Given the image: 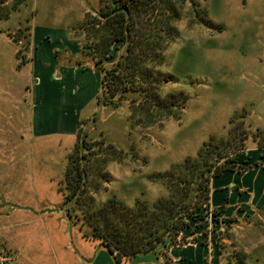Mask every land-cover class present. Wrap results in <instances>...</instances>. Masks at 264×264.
Instances as JSON below:
<instances>
[{
    "label": "rangeland",
    "instance_id": "374dc122",
    "mask_svg": "<svg viewBox=\"0 0 264 264\" xmlns=\"http://www.w3.org/2000/svg\"><path fill=\"white\" fill-rule=\"evenodd\" d=\"M8 1V5L16 2ZM200 2L213 26L207 22L189 25V19L196 17L187 6L189 12L178 22L180 35L166 47L164 63L156 68L163 78H172L164 83L162 94L181 90L187 95L180 118H163L162 126L133 122L128 102L137 97L133 94H127L116 108L97 103L101 74L93 40L83 24L87 12L94 16L100 0H18L17 8L0 18V33L14 48L12 56L0 58V78L16 80L19 96L28 102L33 99L31 84L22 87L30 72L35 74L33 80L43 71L68 79L64 85L49 86V106L63 100L64 116L50 108L51 127L45 135L32 136L26 127L28 110L22 114L25 125L13 127L8 116L16 121L14 103L2 102L0 264H86L90 251L80 247V240H92L91 226L59 191L68 155L82 139L92 147L76 149L75 153L85 155L77 163L86 168L85 196L97 202L113 196L127 205L152 204L167 196V183L152 176L175 168L186 157L195 156L210 136L226 137L237 125L245 137L234 169L264 168V148L260 147L264 146V0ZM115 48L111 47V54L117 56ZM102 64L109 68L105 59ZM70 124L78 126L79 137L57 134L70 130ZM231 172L222 173L215 182L226 181ZM196 186L191 184L188 199L200 209L181 235L215 241L225 254H231L225 257L226 264L240 260L264 264V196L253 199L241 218L221 221L209 204L205 206L207 200L200 199ZM186 242L179 237L176 245ZM168 247L157 248L163 264H169Z\"/></svg>",
    "mask_w": 264,
    "mask_h": 264
},
{
    "label": "trees",
    "instance_id": "16d2710c",
    "mask_svg": "<svg viewBox=\"0 0 264 264\" xmlns=\"http://www.w3.org/2000/svg\"><path fill=\"white\" fill-rule=\"evenodd\" d=\"M17 2L8 5V0H0V18H6L10 10L16 9ZM187 6L196 17L194 21L189 19V25L207 22L213 26L205 19L206 11L204 6L201 8L200 0H100L94 16L85 14L83 26H87L88 38L93 40L101 74L98 104L116 108L127 100V94H133L137 97L128 102L129 107L132 105L131 119L135 124L162 126L163 118H180L187 95L181 90L162 94L164 83L172 78H163L156 68L164 63L166 47L179 37L178 22L189 12ZM113 45L117 56L111 54ZM103 59L109 63L108 69L102 64ZM137 113L144 115L137 120L132 118ZM76 135L79 137V131ZM244 137L245 132L238 125L231 127L226 137L210 136L195 156H188L175 168L152 176L167 183L170 191L167 196L152 204L136 201L133 205L113 196L103 202L85 196L86 168L80 161L77 163L85 155L83 151L79 155L75 152L77 148L89 149L92 144L82 139L68 155L59 191L91 226L89 237L99 240L115 264H122L139 253L174 246L179 237L181 241L186 239L181 232L189 227V218L193 219L196 209H200L188 199L191 184H197L195 190L200 192V199L207 200L205 206H208L211 179L235 170L236 154L243 148ZM239 264H243L241 260Z\"/></svg>",
    "mask_w": 264,
    "mask_h": 264
},
{
    "label": "crops",
    "instance_id": "0c3cea01",
    "mask_svg": "<svg viewBox=\"0 0 264 264\" xmlns=\"http://www.w3.org/2000/svg\"><path fill=\"white\" fill-rule=\"evenodd\" d=\"M13 50L12 43L0 33V58L3 55L12 56ZM64 69H68L69 71L72 68L71 66H65ZM78 70L79 68H76L75 71L77 72ZM56 73L58 74V72ZM54 75L53 71H49L48 73L43 71L36 75L37 79L33 80L35 74H32V72L25 74V83L22 84V87L23 85L28 87V84H31L33 99L30 102L19 96L17 92L19 86L16 80L0 78V110L3 100L14 103L12 108L15 111L16 121L13 115L8 116V119L13 121L11 122L14 124L13 127H16L17 124H21L20 127L25 125H23L22 114L23 110H28L26 127L30 130L32 136L35 134L37 136L45 135L50 132L49 127H51L48 119L50 108L55 109L59 117L64 116L61 112L63 100L60 99V104L54 105L52 103L49 106L50 98L48 95L50 85H64L68 82V79L57 78ZM64 121L66 119L61 121L62 127L65 124ZM55 123L58 124L59 120ZM77 130L78 126L75 129L70 124V130L61 129L58 130L59 133L57 134H69L76 137ZM231 174L230 178L226 181L215 182L219 175L213 177L209 184V208L219 214L221 221H226L230 218L235 220L236 216L241 218L246 213V207L253 199H263L264 196V168L254 166L240 172L234 170ZM186 239L188 242L184 244L168 247L166 258L169 264H226L225 257L231 256L230 253L225 254L226 252L224 253L215 241L205 240L194 235L190 238L186 237ZM80 241L82 244H80V247L90 251V254L85 255L87 257L86 264H113L111 261L113 258L111 259L105 253L103 250L105 247L103 248L98 240L86 239V241ZM162 255L158 249L155 252L139 253L133 258L123 261V264H163ZM229 260L231 262L230 257Z\"/></svg>",
    "mask_w": 264,
    "mask_h": 264
}]
</instances>
